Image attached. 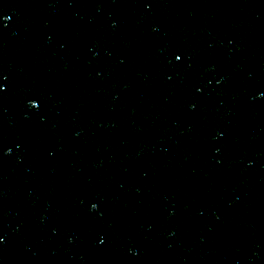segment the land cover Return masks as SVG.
Segmentation results:
<instances>
[{
    "label": "water",
    "instance_id": "water-1",
    "mask_svg": "<svg viewBox=\"0 0 264 264\" xmlns=\"http://www.w3.org/2000/svg\"><path fill=\"white\" fill-rule=\"evenodd\" d=\"M0 264H264V0H0Z\"/></svg>",
    "mask_w": 264,
    "mask_h": 264
}]
</instances>
